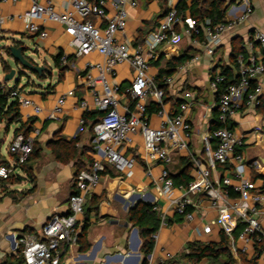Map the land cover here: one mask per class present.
Wrapping results in <instances>:
<instances>
[{"label": "crops", "instance_id": "1", "mask_svg": "<svg viewBox=\"0 0 264 264\" xmlns=\"http://www.w3.org/2000/svg\"><path fill=\"white\" fill-rule=\"evenodd\" d=\"M33 1L19 0L17 3H11L0 0V17L4 20L0 40L10 41L19 33L26 34L20 21H11L9 18L29 9ZM36 1L43 3L45 0ZM192 1L136 0L138 7L130 9V13L127 15L128 29L124 31L123 35H120V38L131 44L140 42L149 32L158 28L159 21L168 10H175L180 2H184L189 8ZM222 1L226 8L223 22H229L243 15L245 18L238 25L228 28L222 34L221 43L213 55H208L202 46H193L189 38L183 36L180 44L176 46H160L157 49L156 58L149 62L148 73L156 79L159 70L167 68L168 62H173L180 57L185 58L180 65L175 67L170 76L171 84L162 85L166 113L169 115L179 113V105L184 101L186 92L193 96L192 105L186 114L193 129L188 150L181 153L171 152V163L165 166L172 180L184 167V159L190 158L191 160L190 156H192L201 161L204 160L202 138L209 132L210 123L217 117L216 94L209 89L211 74L214 71L222 72L223 68H227L235 75L237 67H234L230 60L233 47L245 43L254 30L264 33V0ZM106 2L109 11L111 0H106ZM54 4L61 9L63 0H54ZM180 16L184 19L192 18L189 10ZM98 25L101 26L100 23ZM175 29L178 33H182L181 25H177ZM45 30L49 36L45 40L44 52L52 58L59 53L70 58L69 67L63 73L57 70L58 76L55 85L49 84L45 88L36 86L21 90L20 95L25 94L21 95L22 97L32 101L41 109L39 114H35L31 108L20 107V122L25 123L28 119L33 120V131L38 132L34 140V153L39 152V155L30 163L32 180L30 181L21 170L16 171L14 175L18 176L20 180L15 184H9L7 187L11 193L3 196L0 200V264H18L20 249L17 243L18 238L38 235L49 217L68 213V199L74 190L75 168L73 163L63 165L56 162L49 143L57 137L69 141L80 132L79 122L85 112L77 106L75 107V104L85 99L91 106V98L80 86L76 78V71L82 70L88 61L99 62L102 60V57L97 54L77 57L69 46V38L64 34L62 26L48 24L45 26ZM254 53L261 56L257 47H255ZM194 57H198V59L193 61ZM155 60H159L157 65L153 64ZM49 77L51 79L52 76ZM133 78V70L129 65L123 64L119 66L118 73L112 79V83L117 84L121 89V105L130 111H133V103L128 95H124V91L130 86ZM254 81L256 87L260 89L259 101L260 98L264 99V76H259ZM61 94L68 96L63 117L57 120H48L47 117ZM177 101L179 104L175 106ZM121 105L120 112L122 111ZM157 111V105L152 99H149L146 112L149 125L158 126L160 118ZM229 123L243 144L241 151L245 158V167L242 177L253 182L256 190L260 191L264 189V114L260 113L257 106L250 107L236 112ZM18 127L19 124L12 126L11 129L14 128V130L10 134L8 146ZM137 140L133 138V144L124 149V154L135 160L132 177L102 175L99 184L85 198V211L80 218L78 235L87 220V224H89L86 231L88 250L84 253L80 252L77 242L69 245L61 244L59 247L60 264H141L142 241L138 229L127 221L128 211L139 202L150 206L158 205L165 209L167 200L159 196L154 182L164 166L147 160L143 145L139 146ZM0 143L2 144L1 141ZM90 146L91 136L85 130L80 135L79 148L89 149ZM86 155L93 159L90 152H87ZM8 157L9 160L5 159V161L10 165L13 159L9 155ZM255 166L257 167L255 168ZM189 175L191 181L194 180L193 167ZM226 176L230 177L234 184L238 180L233 171L225 166H217L211 172L212 182L217 183ZM174 186L173 196L179 197L181 192L177 188L183 185L174 184ZM231 192L233 196L229 194V200L233 202L238 195ZM254 217L260 223L264 234V205L257 207ZM205 228H209V232H205ZM227 228L230 229V238L226 234ZM241 228L242 226L230 211L212 208L205 198L201 199L198 207L194 210L191 221H184L182 217L167 211L165 226L160 227V222L158 223L156 230L158 239L148 256V263L161 264L166 260L173 259L177 260L179 264H192L179 260L180 255L186 251L187 244L192 242L219 243L222 234H224L228 238L229 250L235 264H245L252 259V256L242 255L239 252L240 242H238L237 236ZM231 241L234 242L235 251L231 248ZM197 264H207V262L202 260ZM256 264L261 263L257 261Z\"/></svg>", "mask_w": 264, "mask_h": 264}, {"label": "built area", "instance_id": "2", "mask_svg": "<svg viewBox=\"0 0 264 264\" xmlns=\"http://www.w3.org/2000/svg\"><path fill=\"white\" fill-rule=\"evenodd\" d=\"M6 1L17 3L19 0H3ZM126 5L135 8L138 3L136 0H111L108 11L106 0H63L61 9L57 8L54 0H45L43 3L34 0L29 9L9 18L11 21H20L26 34L41 39L47 38L45 26L48 23L60 25L77 57L92 54L102 57L99 62H86L82 70L76 71L80 86L91 98V106L82 99L75 107L85 113L95 111L103 114L92 128V165L75 174L74 190L68 199L66 215H52L38 235L18 238L22 264H60L59 247L61 244L77 242L85 198L99 184L105 167L110 168L117 176L132 177L135 160L126 156L124 149L133 144V136L138 134L143 140L145 158L164 166L154 180L159 196L167 200L165 209L153 205L160 227L165 226L167 211L182 217L184 221H191L194 210L201 199L205 198L212 208L230 211L242 226L237 236L240 254L251 255L264 264V249H256L258 243L264 242V234L254 217L257 207L264 205V189L257 191L253 182L242 177L245 167L241 151L243 144L233 129L226 128L236 112L259 105L260 89L255 87L251 93L248 90L252 81L264 76V33L254 30L247 41L240 45L243 53L236 58V82L225 86L217 99V121L222 127L207 132L202 138L204 160L190 156L195 178L186 187H178L181 195L174 197L175 186L165 166L171 163V152L188 150L193 129L186 114L192 105L193 96L186 92L184 101L179 105V113H166L164 91L156 83L155 77L148 73L149 62L156 58L160 46H176L183 36L188 37L193 46H202L208 55H213L221 43L222 34L228 28L238 25L245 16L213 24L209 19L201 22L193 18L184 19L176 10L170 9L161 18L155 31L149 32L140 42L131 44L125 39L115 38L116 34H124L128 17ZM3 24L4 20L0 17V32ZM177 25H181L182 33L176 31ZM255 47L259 49L261 56L254 53ZM66 58L62 55L61 65L69 67ZM197 59L198 57H194L193 61ZM123 64L129 65L134 72L130 86L124 91V95L132 100L133 111L121 105L120 87L106 79V76L115 78V68ZM225 80L221 71H214L209 78L210 91L217 94ZM171 82L170 77L162 79V85L168 86ZM11 97L17 100L20 107L31 108L35 114L41 112L38 106L22 97L18 91H13ZM67 97L63 94L57 98L48 120H57L58 115L63 114ZM149 99L158 107L157 115L160 120L155 128L149 125L146 117ZM84 125L82 118L79 122L80 132ZM37 133L33 131L28 137L22 134L14 136L8 146V153L15 155L16 159L8 166H0V180H7L16 171L19 172L33 151ZM217 166L230 168L238 179L237 182L234 184L228 176L217 183L212 182L211 172ZM231 191L238 195L233 202L229 200ZM205 232H209V228H205ZM226 234L228 238L231 237L229 228L226 229ZM151 239L155 244L158 231L151 235ZM231 248L235 251L232 241Z\"/></svg>", "mask_w": 264, "mask_h": 264}, {"label": "trees", "instance_id": "3", "mask_svg": "<svg viewBox=\"0 0 264 264\" xmlns=\"http://www.w3.org/2000/svg\"><path fill=\"white\" fill-rule=\"evenodd\" d=\"M176 13L180 16L185 13V11L189 10L190 15L193 19L201 22L204 19H209L213 24H219L223 22L224 15L226 13L225 3L222 0H193L191 2L190 7L184 3L180 2L176 7ZM241 45V44H240ZM240 45L234 46L231 52V63L234 67L236 65V58L239 54L243 53V50L240 48ZM9 55V53H8ZM62 54L59 53L53 57V63L55 68L63 73L68 69V66L61 65ZM184 57H180L175 59L173 62L167 63V68L159 70V74L156 77L157 84L161 89H164L162 86V79L170 77L175 67L180 65L184 61ZM70 58H66L67 63ZM159 60H155L153 62L154 65H157ZM2 67L4 72L7 74L10 71L9 66L2 61ZM222 74L225 76L226 80L222 87L219 88L218 93L216 94V98L218 99L219 94L223 90V88L229 84H233L236 82L235 75L230 72L227 68H223ZM256 84L255 81L250 83V87L248 93L253 92ZM17 90V88H9L6 84L0 83V124H4L5 129L8 131L10 127L13 125L19 124V127L15 129L14 135L22 134L24 137H28L31 132H33V120L28 119L27 122H20V106L17 100L11 97V93ZM178 101L175 103L177 106ZM257 109L260 113L264 114V99H259V105ZM103 114L100 112H87L83 115V120L85 122L83 131H87V133L92 137V128L93 126L101 120ZM222 127L217 121V117L209 125V131L215 130ZM226 128L233 129V126L228 123ZM83 131L79 132L74 138L66 141L62 137H57L54 140L50 141L49 148L56 162L66 165L69 163H73L75 168V174H77L81 170H87L92 165L93 159L87 157L86 153L90 152L93 155L92 147L89 149L86 147L79 148L80 145V135ZM35 146L33 144V151L28 157L26 163L20 167V170L30 179L32 180V168L30 163L34 160L38 155V153H34ZM8 155L15 160L16 156L8 153ZM183 161V160H182ZM185 165L181 168L178 173V176L173 178V183L175 185H183L187 186L190 181V171L193 167V164L190 158L184 159ZM8 162L5 161V158L0 154V166H8ZM103 176L108 175L110 177H116L117 175L108 167H105V171L102 173ZM20 180L18 176L11 175L7 180H0V200L3 196L9 195L11 192L8 190V185L15 184ZM233 196L232 192L230 193ZM85 211V210H84ZM127 221L138 229L139 237L142 241V245L140 248V252L142 255L141 264H149L148 256L151 254L154 242L151 239V235L157 230L159 217L158 214L153 211V206L137 203L134 207L129 209ZM89 227L87 224V220L85 221L80 234L77 236V244L79 246V251L84 253L88 250V243L86 242V231ZM256 249H264V242L261 241L257 244ZM18 264H22V256H21V248L18 251ZM180 261H187L192 264H197L202 260H206L207 264H235L230 250H229V241L228 238L222 234L219 243H201V242H192L187 244L186 251L182 253L179 257ZM242 260L244 258L242 257ZM257 259L252 257V259L245 264H256ZM161 264H179L177 260H166Z\"/></svg>", "mask_w": 264, "mask_h": 264}, {"label": "rangeland", "instance_id": "4", "mask_svg": "<svg viewBox=\"0 0 264 264\" xmlns=\"http://www.w3.org/2000/svg\"><path fill=\"white\" fill-rule=\"evenodd\" d=\"M138 7V6H137ZM132 7L129 5H126L125 10L127 15H129L130 13V9ZM128 19V17H127ZM18 21V20H17ZM48 24H52V23H48ZM47 24V25H48ZM128 29V24L126 21V25H125V30ZM24 34V33H23ZM47 36H49V33L47 32ZM116 39H120L119 34L115 35ZM15 40H19V42H22L23 45L28 49V51L26 52L25 56L28 57L29 59L35 61L36 63H45L50 69H51V79L50 77H47L45 80H38L34 75L32 76L31 74H28L22 78H20L16 75L14 77V79L9 82L7 84V86L11 89L13 88H17L16 91H18L19 93H21L22 89H26V88H34L36 86H41L43 88L47 87V85L52 84L55 85L56 84V80H57V76H58V72L57 69L54 66L53 63V58L46 54L44 52V47H45V39H41L37 36H33L31 37L28 34L22 35V33L17 34L14 36ZM13 43L10 42L9 40H0V83H3V77L6 74L4 72V69L2 67V61L7 62L9 66L14 67V64L7 58L8 57V52H7V48L9 46H12ZM47 49H49L47 47ZM16 70L18 72H22L19 68H16ZM119 70V66L115 68V72L116 74L118 73ZM107 81L110 83V81H112V78L110 76H106ZM112 83V82H111ZM22 95V94H21ZM25 94H23L22 96H24ZM62 95V94H61ZM59 95V96H61ZM59 118H62V115H58ZM152 128H155L157 126H153L151 125ZM12 127H10L8 129V131L5 129L4 124H0V141L2 142V144L0 143V152L1 155L8 161L9 157L7 155V146L9 143V138H10V134L13 132L14 128L11 129ZM134 139H138L137 143L139 144V146L143 145V140L141 138V135H136L133 136Z\"/></svg>", "mask_w": 264, "mask_h": 264}, {"label": "water", "instance_id": "5", "mask_svg": "<svg viewBox=\"0 0 264 264\" xmlns=\"http://www.w3.org/2000/svg\"><path fill=\"white\" fill-rule=\"evenodd\" d=\"M10 42L13 43L12 46L7 48L9 53L8 59L14 64V67L8 65L10 71L4 75L3 83L8 84L17 75L20 78L28 74L34 75L38 80H45L51 75V69L45 63H36L35 61L29 59L25 56L28 49L19 40L11 39ZM16 68H19L22 72H18Z\"/></svg>", "mask_w": 264, "mask_h": 264}]
</instances>
